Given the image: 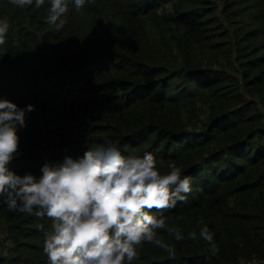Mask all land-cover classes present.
<instances>
[{
  "label": "trees",
  "instance_id": "1",
  "mask_svg": "<svg viewBox=\"0 0 264 264\" xmlns=\"http://www.w3.org/2000/svg\"><path fill=\"white\" fill-rule=\"evenodd\" d=\"M169 3L171 17L150 18ZM47 7L0 0L10 25L0 97L35 108L17 128L10 167L38 177L45 161L76 158L103 138L125 155L151 152L162 171L175 161L192 191L150 213L164 218L161 244L145 243L132 264H264V0H93L70 5L59 29L45 23ZM102 15L118 26L106 41ZM170 32L186 42L181 55ZM5 200L0 264H48L37 225L51 221L9 211ZM205 226L216 254L200 238Z\"/></svg>",
  "mask_w": 264,
  "mask_h": 264
},
{
  "label": "clouds",
  "instance_id": "2",
  "mask_svg": "<svg viewBox=\"0 0 264 264\" xmlns=\"http://www.w3.org/2000/svg\"><path fill=\"white\" fill-rule=\"evenodd\" d=\"M9 2L36 9L47 3L45 23L59 29L70 5L79 11L93 0ZM9 28L7 19H0V45L6 43ZM34 110L32 104L20 107L0 97V198L6 197L9 211L51 221L47 230L37 225L44 232L42 251L48 264H132L145 243L160 246L156 230L165 228L164 218L150 213L186 201L192 187L183 169L172 161L162 171L151 152L125 155L113 140L103 138L76 158L45 161L38 177L17 174L10 167L19 151L17 128L26 126V113ZM190 235L196 238L195 232ZM174 238L183 239L179 230ZM200 238L210 243L212 254L219 251L206 226Z\"/></svg>",
  "mask_w": 264,
  "mask_h": 264
},
{
  "label": "rangeland",
  "instance_id": "3",
  "mask_svg": "<svg viewBox=\"0 0 264 264\" xmlns=\"http://www.w3.org/2000/svg\"><path fill=\"white\" fill-rule=\"evenodd\" d=\"M222 4V3H221ZM172 5L169 4H165V5H161V6H157V8L155 10H152L151 12V17H155L157 24H158V20H161L162 23V17H171L173 13V8L171 7ZM260 9V8H258ZM241 22L245 23L248 20V16L247 15H242L240 17ZM243 20V21H242ZM150 24V23H149ZM146 27H148L149 25L146 24ZM163 25V24H162ZM97 26L99 28V33L100 35L103 36V39L106 41L107 39H109V37L113 34L114 31H116L118 29L117 24H115L112 19L108 18L105 15H102V17L97 18ZM143 28V26H141ZM138 29V28H136ZM145 29V28H144ZM146 30V29H145ZM169 37H170V42H172V44L174 45L177 53L179 55H181L182 50H183V46L185 45L186 42H184L182 40V37H172V33H168ZM114 37V36H112ZM261 39H264V37H262ZM233 75H235L234 72H231ZM236 76V75H235ZM240 77V76H239ZM241 80V77L239 78ZM173 87V86H172ZM245 92V96L247 98L253 99L255 98L257 100V106L263 108V103L260 100V96L258 95H251L250 92L244 90ZM6 235V232L4 231V224H2L0 226V240H3L4 236ZM9 241H7L6 243H8Z\"/></svg>",
  "mask_w": 264,
  "mask_h": 264
}]
</instances>
